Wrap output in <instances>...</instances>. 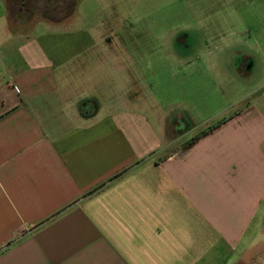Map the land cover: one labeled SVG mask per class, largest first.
Wrapping results in <instances>:
<instances>
[{
  "label": "crops",
  "instance_id": "1",
  "mask_svg": "<svg viewBox=\"0 0 264 264\" xmlns=\"http://www.w3.org/2000/svg\"><path fill=\"white\" fill-rule=\"evenodd\" d=\"M77 20L0 0V264H264V117L164 153L143 58Z\"/></svg>",
  "mask_w": 264,
  "mask_h": 264
},
{
  "label": "rangeland",
  "instance_id": "2",
  "mask_svg": "<svg viewBox=\"0 0 264 264\" xmlns=\"http://www.w3.org/2000/svg\"><path fill=\"white\" fill-rule=\"evenodd\" d=\"M8 2L10 22L21 28L38 21L68 23L77 16L101 42L117 38L122 54L117 66L137 69L143 58L148 102L163 114L164 153L176 148L175 127L183 132L178 139L183 146L248 104L264 117V0ZM139 40L142 46L136 45ZM240 128L246 126L238 120L213 133Z\"/></svg>",
  "mask_w": 264,
  "mask_h": 264
},
{
  "label": "trees",
  "instance_id": "3",
  "mask_svg": "<svg viewBox=\"0 0 264 264\" xmlns=\"http://www.w3.org/2000/svg\"><path fill=\"white\" fill-rule=\"evenodd\" d=\"M9 0H6V4H7V9H8V2ZM18 2V1H17ZM19 3V2H18ZM20 4V3H19ZM22 5V4H20ZM81 114L84 116H88L90 113L88 110L84 109V107H81ZM224 121H221L218 124H212L210 126H208L207 128H205L204 130L198 132L196 135L192 136L188 141H186V143L183 146H187L189 144H191L192 142H194L196 139H198L200 136H203L204 134L210 132L211 130H213L214 128H216L217 126H219L221 123H223Z\"/></svg>",
  "mask_w": 264,
  "mask_h": 264
},
{
  "label": "flooded vegetation",
  "instance_id": "4",
  "mask_svg": "<svg viewBox=\"0 0 264 264\" xmlns=\"http://www.w3.org/2000/svg\"><path fill=\"white\" fill-rule=\"evenodd\" d=\"M177 39V38H176Z\"/></svg>",
  "mask_w": 264,
  "mask_h": 264
}]
</instances>
